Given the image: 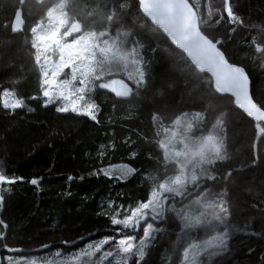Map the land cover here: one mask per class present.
Masks as SVG:
<instances>
[{"label":"snow or ice","instance_id":"1","mask_svg":"<svg viewBox=\"0 0 264 264\" xmlns=\"http://www.w3.org/2000/svg\"><path fill=\"white\" fill-rule=\"evenodd\" d=\"M234 3L235 0H222L221 6L215 9L208 3L203 7L209 19L218 17L215 19L217 24L226 19L230 24L247 27L234 11ZM35 5L38 15L27 32L31 36L30 46L34 50L32 55L40 88L39 96H29L28 100L40 99L42 107L51 105L57 113H72L96 123H99L100 112L95 100L97 89H105L121 102L129 103L130 108L134 107V101L150 87L151 57L147 52H156L151 45L145 50L141 39L146 37L137 28L146 31L154 26L166 35L175 49L180 50L174 75L179 77L181 89L192 95L203 87L208 93V103L200 110L181 109L170 117L153 110L151 143L155 145V154L149 153L148 159L155 162V167L145 176L147 196L131 203H120L109 197L97 213L108 220L110 227L106 234L67 254L59 248L52 253L50 246L43 243L40 250H49L44 255L33 256L23 249L11 248L9 251L17 255L9 256L7 264H148L146 257L158 236L165 231L160 224L176 220L179 221L174 242L178 245L176 264H211L214 258L224 257L231 250L229 218L232 205L227 189H214L215 182L221 178L217 163L231 157L227 131L222 129L223 135L213 131L221 120L217 118L211 128L206 127L214 110L211 101L227 99L242 110L250 118L257 137H264V101L254 98L249 72L245 65L230 60L223 50V39L210 38L201 30V5L196 0H135L143 23L137 25L132 20L127 29L124 26L133 7L127 0H96L91 5L93 10L83 16L73 12V0H35ZM101 6L107 9L105 23L97 28L93 20ZM25 7L31 13L32 5L19 0L18 6L10 12L11 22L5 21L2 25L13 35L25 32ZM229 31L234 33L236 28ZM248 40L264 67V40L258 41L255 36ZM10 46L9 39L0 40V54L7 56ZM173 87V84H167V88ZM155 94L163 97L164 86ZM0 107L6 114L25 108L34 111L15 88L0 90ZM132 115L130 110L125 118L130 119ZM144 139L148 141V137ZM114 148L113 142L102 144L97 155L103 157L107 149ZM129 155L134 159L138 153L132 151ZM258 159L254 154L252 164L255 165ZM137 171L129 164H109L91 175L127 180ZM222 178L243 181L244 169L229 168ZM42 179L35 176L26 182L39 189ZM67 179L71 181L73 177ZM24 181L23 176L9 175L0 166V186H4L0 192H10L11 186ZM4 202L5 197L0 194V206ZM0 226L8 227L3 219H0ZM4 236L5 233L0 231V240ZM61 244L74 245L75 241L68 238ZM254 251L253 247H248L246 256ZM49 255L53 258H48ZM259 264H264V256Z\"/></svg>","mask_w":264,"mask_h":264},{"label":"trees","instance_id":"2","mask_svg":"<svg viewBox=\"0 0 264 264\" xmlns=\"http://www.w3.org/2000/svg\"><path fill=\"white\" fill-rule=\"evenodd\" d=\"M26 2L32 5V11L29 13L25 7V32L13 35L2 25L5 21L11 22L10 12L18 6L19 0H0V40L7 38L11 41L9 54H0V90L15 88L18 95L25 97L28 107L34 109L32 112L27 108L17 109L15 113L6 114V110L0 107V166L9 175L25 178L24 182L11 186L10 192H0L5 197L4 205L0 206V219L8 225L6 229L0 226V231L5 233L4 239L0 240L1 260L17 255L9 251L11 248L23 249L33 256L44 255L49 250H40L42 243L49 245L52 253L58 248L69 253L106 234L110 227L108 220L97 213L109 197L120 203H131L147 196L145 176L155 167V162L148 159L149 153L155 154V145L151 143L153 110L170 117L181 109L200 110L204 103H208V93L203 87L192 95L181 89L179 77L174 75L180 51L154 26L146 31L137 28L146 37L141 39L145 50L151 45L156 52H147L151 57L150 87L141 93L138 101H134V107L130 108L129 103L121 102L107 90L97 89L95 100L100 112L99 123H96L72 113H57L54 106L42 107L40 99L28 100L29 96H39L40 84L32 55L34 50L30 46L31 36L27 32L38 15L37 6L35 0ZM95 2L73 0V12L83 16L93 10L91 5ZM127 2L133 7L125 29L131 27L132 20L137 25L143 23L142 14L135 8V0ZM196 2L201 5L203 14L201 30L210 38L223 39V50L230 60L245 65L249 72L254 98L264 101V67H261V58L255 56L248 40L250 36H255L258 41L264 40V31H261L264 29V0H235L233 9L247 27L230 24L226 19L217 24L215 19L218 17L215 16L209 19L203 6L208 3L215 9L221 6L222 0ZM106 11L101 6L97 12L93 20L97 28L105 23ZM233 27L236 31L230 33ZM169 83L174 87L167 88ZM161 86L165 91L163 97L155 94ZM211 103L214 110L206 127L211 128L217 118L221 120L220 133L223 135L222 129L227 131L231 157L226 162L217 163L221 178L215 182L214 190L227 189L232 205L229 218L231 250L224 257L214 258L211 264H259L264 256V137L256 136L250 118L227 99L212 100ZM130 110L132 117L125 118ZM145 137H148L147 142ZM109 142H113L115 148L107 149V154L99 157V146ZM132 151L138 153L134 159L129 155ZM254 154L260 158L255 165L251 162ZM109 164H129L138 171L127 180H116L103 174L91 175ZM229 168H243L245 179L224 180L223 173ZM35 176L43 177L39 189L26 182ZM69 176L73 177L71 181L67 179ZM160 226L165 231L158 236L146 257L148 264H176L178 245L174 242L179 221ZM68 238L75 244L62 245L61 241ZM248 247L255 251L246 256Z\"/></svg>","mask_w":264,"mask_h":264},{"label":"rangeland","instance_id":"3","mask_svg":"<svg viewBox=\"0 0 264 264\" xmlns=\"http://www.w3.org/2000/svg\"><path fill=\"white\" fill-rule=\"evenodd\" d=\"M105 90V89H104ZM49 106H51V105H49ZM213 131H215L218 135H221V133H220V125H217V128H215V129H213ZM132 176V175H131ZM130 176V177H131ZM62 252H63V250H61ZM75 251V250H74ZM73 252V251H72ZM69 253H71V252H69ZM67 254V253H66ZM48 258H50V259H52L53 257L51 256V255H49V257ZM0 264H7V258L5 259V260H1L0 259ZM130 264H131V262H130Z\"/></svg>","mask_w":264,"mask_h":264},{"label":"water","instance_id":"4","mask_svg":"<svg viewBox=\"0 0 264 264\" xmlns=\"http://www.w3.org/2000/svg\"><path fill=\"white\" fill-rule=\"evenodd\" d=\"M162 32V31H161ZM164 34V33H163ZM164 36L166 37V35L164 34ZM167 38V37H166ZM168 39V38H167ZM169 40V39H168ZM169 42H170V40H169ZM171 43V42H170ZM174 46V45H173ZM175 47V46H174ZM179 50V49H178ZM180 51V50H179ZM240 110V109H239ZM240 111H242V110H240Z\"/></svg>","mask_w":264,"mask_h":264}]
</instances>
